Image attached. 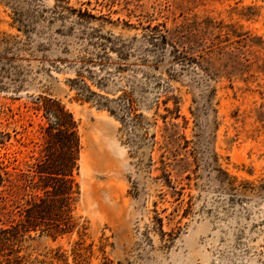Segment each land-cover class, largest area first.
Segmentation results:
<instances>
[{
	"label": "rangeland",
	"instance_id": "rangeland-1",
	"mask_svg": "<svg viewBox=\"0 0 264 264\" xmlns=\"http://www.w3.org/2000/svg\"><path fill=\"white\" fill-rule=\"evenodd\" d=\"M55 104L76 227L23 264H264V0H0V226L45 193Z\"/></svg>",
	"mask_w": 264,
	"mask_h": 264
},
{
	"label": "trees",
	"instance_id": "trees-1",
	"mask_svg": "<svg viewBox=\"0 0 264 264\" xmlns=\"http://www.w3.org/2000/svg\"><path fill=\"white\" fill-rule=\"evenodd\" d=\"M54 106L47 108L54 120L47 127L48 145L36 170L39 187L42 185L45 193L28 204L21 220L0 226V264L24 263L21 245L27 233L41 229L57 237L76 227L71 215L77 192L73 173L78 167L81 141L73 114L59 104ZM6 135L0 130V144ZM3 180L0 172V185Z\"/></svg>",
	"mask_w": 264,
	"mask_h": 264
}]
</instances>
